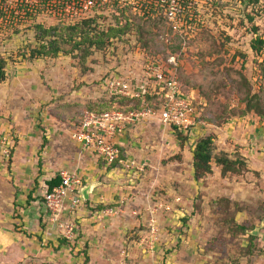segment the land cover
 Returning a JSON list of instances; mask_svg holds the SVG:
<instances>
[{"label": "rangeland", "instance_id": "obj_1", "mask_svg": "<svg viewBox=\"0 0 264 264\" xmlns=\"http://www.w3.org/2000/svg\"><path fill=\"white\" fill-rule=\"evenodd\" d=\"M213 9L203 13L208 30L185 38L184 48L166 46L162 32L145 47L132 30L100 49L84 52L63 42L56 55L36 58L29 57L38 46L33 25L63 24L42 15L12 23L0 17V133L9 139V154L14 149L20 163L30 155L38 172L48 167L52 177L58 167L74 166L83 149L70 131L80 115L108 103L111 77L148 83L142 70L153 58L174 69L184 92L196 99L197 115L207 119L186 138L153 116L133 124L123 143L141 170L110 166L92 154L104 171L89 182L93 189L102 182L107 187L106 200L89 208L93 250L85 243L77 250L83 254H74L75 232L64 244L68 252L55 256L61 261L82 264L87 255L85 264H264V90L257 84L264 60L253 46L264 38V0H222ZM208 135L213 156L244 161L238 172L221 175L213 158L211 173L194 178L192 151Z\"/></svg>", "mask_w": 264, "mask_h": 264}, {"label": "built area", "instance_id": "obj_2", "mask_svg": "<svg viewBox=\"0 0 264 264\" xmlns=\"http://www.w3.org/2000/svg\"><path fill=\"white\" fill-rule=\"evenodd\" d=\"M214 1L0 0V17H34L38 13V16L78 20L95 13L108 15L119 9L127 14L138 16L144 13L151 17L163 16L166 30L172 35L184 34L191 37L192 34H189V31L193 30L192 26H195L197 18L201 17L205 11H209ZM171 62L174 63V57L171 58ZM142 78L148 83L141 84L133 79L111 77L105 82V90L109 96L119 95L124 98H137L149 92L157 93L156 100L160 101L159 107L149 106L142 99V103L137 108L126 111L116 108L99 113L85 110L79 125L70 131L71 140L108 165L116 162L127 170L133 167L141 170L142 167H139L125 153L124 157H121L120 149H124L122 139L130 125L153 116L163 124L175 127L184 133L188 132L196 123L197 111L191 103L193 96L184 92L175 76L174 69L161 61L151 60L143 67ZM261 80L264 84V77H261ZM159 92H162L161 96ZM9 144L8 137L0 133L1 151L7 158L10 156L9 148L6 147ZM58 176L60 181L57 184L51 188L45 186L42 199L51 228L60 232L63 238L71 239L74 237L76 227L73 223L61 221L60 215L66 204L73 209L84 201L78 193L82 179L67 169L60 170Z\"/></svg>", "mask_w": 264, "mask_h": 264}, {"label": "crops", "instance_id": "obj_3", "mask_svg": "<svg viewBox=\"0 0 264 264\" xmlns=\"http://www.w3.org/2000/svg\"><path fill=\"white\" fill-rule=\"evenodd\" d=\"M122 141L124 142V139ZM18 145H21V142ZM123 150L125 153V148ZM17 154L14 153V149L11 151L8 168L7 160L0 149V264H69L68 262L75 258L65 257L61 261L55 257L61 251H67L69 247L59 245L58 239L52 237H58V234L55 235L56 231L49 225L42 199L46 182L54 176L51 177L50 173L45 171L48 167H42V173L38 172L39 169H36L30 155H23L25 162L20 163ZM92 157L94 156L90 151L83 149L81 153H77V163L66 168L82 177L84 184L88 183L95 180V177L97 179V173L101 174L104 171L96 168ZM63 168L64 166H60L57 170ZM104 186L102 182V187L93 189L89 194L88 200L91 202L88 205L82 202L76 208L70 209L69 204H66L61 213V218L65 221L75 222L71 223L75 225L79 238L69 246L71 249L74 247L72 250L74 254L77 253L76 255L83 254L77 250L85 243L90 247V251L93 250L94 235H91V232H94L96 225H88L94 220L89 208L94 207L97 202L106 200L107 197L102 190L107 187Z\"/></svg>", "mask_w": 264, "mask_h": 264}, {"label": "trees", "instance_id": "obj_4", "mask_svg": "<svg viewBox=\"0 0 264 264\" xmlns=\"http://www.w3.org/2000/svg\"><path fill=\"white\" fill-rule=\"evenodd\" d=\"M254 1H258V0H254ZM221 3L222 0H215L212 3L210 14L214 10L213 7H216V5H220ZM208 12L209 11H205L204 13L207 14ZM204 16L205 15L202 14L201 17H198L197 19L199 21L197 20L196 21L197 23L195 22V26H192L193 30L189 31V34H192L191 37H195L197 33H200L204 30L205 31L208 30L209 27L208 25L206 26ZM2 17L7 21H9L10 23H12L13 21L19 22L21 19L25 20L27 18L26 16L23 17L2 16ZM34 17H39L38 13ZM43 17H48V16H43ZM54 18L57 20L56 23H61L63 25L62 26L51 25L48 27H44L40 23L37 24L35 23L33 25L36 39L38 40V46L30 50L29 57L36 58L39 56L42 57V56L56 55L60 50H62L61 44L63 42L71 43L72 49L73 48L80 49V50H84V52L89 48H91L92 46L100 49L101 47H104L106 43H109L113 37L119 38L120 36H122V34L130 32L132 30L139 34L138 39L135 40L136 43L139 42L140 44L148 48L154 44L155 38L159 32H162V34L166 36V38L164 39L166 46L184 48L185 38H190L187 37L188 35H184V34L172 35L170 31L166 30V22L163 16L151 17L150 15L148 16L146 13H144L141 16H138V15L127 14L119 9H116L114 13L111 12L108 15L104 13H97V14L95 13L93 15H89L85 18L78 20L66 19L61 17H54ZM107 20H108L107 25L103 27L101 23ZM253 46L258 51L256 53H259L260 50L259 57L263 58L264 60V47H263L264 38L257 37L253 42ZM82 47L84 49H82ZM152 60L159 61V59H155V58H153ZM4 67H5V61L4 59L0 58V81H2L5 77ZM175 76L178 80V76L176 74ZM261 77H264V71L260 73V75H258V79H257L258 82L257 84L259 89L264 90V84L261 80ZM161 94L162 92H159V96H161ZM157 97H158L157 93L151 94L150 92L145 93L143 96L137 98H124L119 95H113V96H108V103L106 105L102 107H97L99 105H96L93 107H89L88 110L95 111L97 113L112 108L122 109L126 111L129 109L137 108L142 103V99H144L147 105L153 106L155 108L160 106V101L156 100ZM253 97H256V95L253 94L246 98V102H245L246 110L250 109L249 99ZM195 102H196L195 98L191 99V103L193 106L198 105V104L196 105ZM259 116L261 119L264 120L263 113H259ZM80 118L77 120L76 125H74L73 128H76L79 125ZM204 118H205L204 115L200 117L199 115H197L195 120L196 122L200 120H207ZM171 128L174 129L183 138H186L188 136V132L186 133L183 132L184 133L183 134L182 131L178 130L177 128L175 127H171ZM120 150H121V157H124V152H123L124 150L122 148ZM212 150H213V139L209 135L199 138V140H197V142L195 143V146L192 151L193 176L195 179L203 176L204 174L211 173L212 171L211 161L213 158L215 160V163L219 165L221 168V175H225L228 172L236 173L240 170V167L237 164L238 163L242 165L244 164V161H242L241 158L231 159L226 154H222L220 156H213ZM110 166L121 167V165H119L116 162L110 164ZM59 181L60 178L58 175H56L51 179H49L46 182V185L48 188H51ZM83 203L87 205L89 204L88 200L83 201ZM58 240L59 243L62 244L68 243V239L63 237L59 238ZM86 260H88L87 255H85V261H83L82 264H85Z\"/></svg>", "mask_w": 264, "mask_h": 264}, {"label": "water", "instance_id": "obj_5", "mask_svg": "<svg viewBox=\"0 0 264 264\" xmlns=\"http://www.w3.org/2000/svg\"><path fill=\"white\" fill-rule=\"evenodd\" d=\"M95 186L94 182H89L87 184L81 185L78 189V193L81 195L82 199L88 200L89 194L92 192L93 187ZM255 233V231H253Z\"/></svg>", "mask_w": 264, "mask_h": 264}]
</instances>
